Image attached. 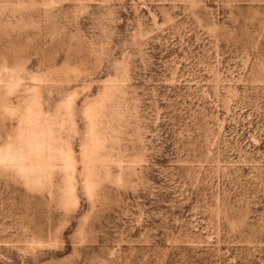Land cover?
<instances>
[{"label":"rangeland","instance_id":"obj_1","mask_svg":"<svg viewBox=\"0 0 264 264\" xmlns=\"http://www.w3.org/2000/svg\"><path fill=\"white\" fill-rule=\"evenodd\" d=\"M0 264H264V0H0Z\"/></svg>","mask_w":264,"mask_h":264}]
</instances>
